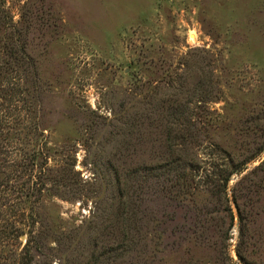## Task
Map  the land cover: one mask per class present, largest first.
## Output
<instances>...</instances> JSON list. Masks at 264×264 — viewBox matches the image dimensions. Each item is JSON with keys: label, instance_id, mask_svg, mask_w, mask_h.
I'll use <instances>...</instances> for the list:
<instances>
[{"label": "rangeland", "instance_id": "obj_1", "mask_svg": "<svg viewBox=\"0 0 264 264\" xmlns=\"http://www.w3.org/2000/svg\"><path fill=\"white\" fill-rule=\"evenodd\" d=\"M11 44L26 49L21 68L5 51ZM195 49L212 53L222 88L212 104L213 138L243 158L264 144V0H0V65H13L0 75L9 82L0 86V160H30L43 148L52 166L64 156L56 150L68 154L70 146L76 171L92 185L89 108L111 119L136 79H162L169 65L183 69L182 57ZM263 160L264 152L231 186ZM89 184L82 186L88 200L47 199L43 211L66 227L81 225L95 209ZM196 193L165 201L157 214L154 264H264V187L241 201L243 230L232 201Z\"/></svg>", "mask_w": 264, "mask_h": 264}, {"label": "trees", "instance_id": "obj_2", "mask_svg": "<svg viewBox=\"0 0 264 264\" xmlns=\"http://www.w3.org/2000/svg\"><path fill=\"white\" fill-rule=\"evenodd\" d=\"M12 45L5 51L21 68L26 49ZM210 56L191 50L180 61L183 69L169 65L162 79H136L111 119L89 108L103 122L94 117L88 126L92 185L76 171L70 146L68 154L56 150L64 156L52 166L43 148L30 160L17 154L11 162L0 160V264H154L161 239L157 214L165 201L179 204L201 190L232 201L243 230L241 201L264 187V160L231 183L264 152V144L238 158L214 140L219 114L212 104L221 100L222 88ZM12 67L4 62L0 75ZM4 84L9 82L0 81ZM44 140L41 133L38 142ZM86 184L92 186L95 209L84 223L66 227L61 217L45 214L47 199L88 200Z\"/></svg>", "mask_w": 264, "mask_h": 264}, {"label": "water", "instance_id": "obj_3", "mask_svg": "<svg viewBox=\"0 0 264 264\" xmlns=\"http://www.w3.org/2000/svg\"><path fill=\"white\" fill-rule=\"evenodd\" d=\"M22 239H23V240H25V239H26V237H25V236H23V237H22Z\"/></svg>", "mask_w": 264, "mask_h": 264}]
</instances>
